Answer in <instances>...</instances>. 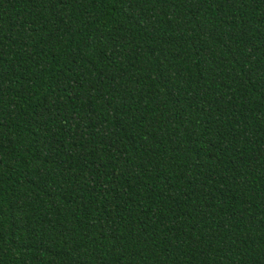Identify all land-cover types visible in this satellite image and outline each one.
Here are the masks:
<instances>
[{
  "label": "trees",
  "instance_id": "1",
  "mask_svg": "<svg viewBox=\"0 0 264 264\" xmlns=\"http://www.w3.org/2000/svg\"><path fill=\"white\" fill-rule=\"evenodd\" d=\"M0 264H264V0H0Z\"/></svg>",
  "mask_w": 264,
  "mask_h": 264
}]
</instances>
